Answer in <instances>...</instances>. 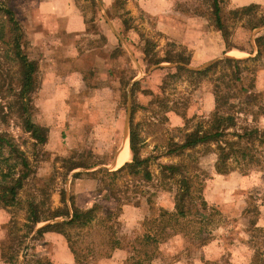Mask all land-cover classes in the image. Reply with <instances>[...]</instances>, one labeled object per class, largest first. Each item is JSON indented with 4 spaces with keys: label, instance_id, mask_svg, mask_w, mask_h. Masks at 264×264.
<instances>
[{
    "label": "rangeland",
    "instance_id": "rangeland-1",
    "mask_svg": "<svg viewBox=\"0 0 264 264\" xmlns=\"http://www.w3.org/2000/svg\"><path fill=\"white\" fill-rule=\"evenodd\" d=\"M27 1L10 0V4L18 19L21 18L20 15L25 14V11L29 9L26 5ZM35 1L32 0V2ZM180 1L178 2L180 8L200 11L208 18V24H212L209 13L211 8L205 9V1L197 0V4H194L193 0ZM218 1L222 19L226 24L227 41L234 45H242L245 48L254 50L256 48L254 37L256 34L264 33V26H258L249 31L246 27V19L249 16L253 18L263 15L264 7L252 9L250 10L251 14L243 15L240 20H237L228 14V11L234 8H228L225 0ZM72 3L75 9L82 14L86 24V32L89 35V38H85L87 40L82 39L78 42L79 49L84 50L89 47L99 46L103 42L99 30V21L101 22V18H103L100 14L101 6L99 0H94V2L91 0H72ZM134 4V2L129 3L128 0H116L112 3L113 6L109 15L112 16V19H117L118 21V16H121L127 27L134 33L135 38L140 36V38L150 41L152 44L151 51H153L154 56H178L181 59V62L178 63L192 70L199 69L213 61V59L202 60L196 64L187 62L184 48L172 42L163 41L161 35L153 27V18L146 15L139 7L135 8ZM213 28L223 43L220 31L215 27ZM121 31L123 30L121 29ZM23 38L25 40V52L30 57H34L32 59L36 61L35 58L39 59L42 52L39 51V48H35L34 43H29V38H27L25 31ZM119 44L110 53L115 62L112 67L113 73L115 76L117 75L120 82L117 106H119L123 116H125L127 138L129 130L133 129L137 135L135 146L138 156L147 158V167L153 177L152 179H154L158 174L159 163L176 162L179 159L173 154H167L166 151L175 147L182 139L183 133L189 131L196 121L204 120L211 112L213 104L209 93L211 92L214 74L210 71L204 78H199L182 71L176 78L168 76L145 77V80L137 82L138 84L131 93L129 79L133 72V65L129 57H127L123 45ZM8 47L7 44H0L1 50ZM232 55L235 56L230 57L234 58L246 56V54L238 53V51H233ZM169 64L173 65L175 63ZM261 64H264L262 59L256 62H246L242 65L250 68L253 65L259 66ZM68 66L71 65L68 64ZM153 66L147 67L145 71L148 68H151V71ZM261 69L260 67L257 68L256 75ZM259 77H264V75L261 76L259 74ZM83 78L87 85L93 79L92 75L86 76V73H84ZM163 78L164 83L162 86L159 82L155 84L157 83L155 82L156 79ZM250 78L252 77L245 74L242 77L245 82H248ZM40 81V77H37V87L32 93V104L34 107L32 113L35 121L38 120L39 114L42 115L45 107V103H42V101L45 102V99L41 101L36 95ZM255 81L256 88L260 84H264V79L259 81L256 79ZM159 85L161 91L158 88ZM141 92L146 94L144 99L141 97ZM155 97H158L160 101L157 98L155 99ZM148 101L149 105H147ZM81 102H83L81 98L68 96L64 102V112L61 114L63 122L61 128L53 127L49 131L48 141L34 148L31 146L26 134H20L18 126L9 119L6 127L7 131L13 137H20L17 138L18 142L21 141V137L26 139L21 149L24 150L28 157L33 172L23 179L22 186L17 191L15 202L12 205H0V246L1 242L5 241L4 243L9 244L12 242L10 248L15 253L11 259H5L0 252V264H35L34 258L36 256L50 259L51 244L48 241L52 242L53 238L48 236L50 239H43V235H36L34 230L45 222H51L53 219L59 220L64 218V216L59 215L40 220L35 223L32 231L23 235L26 230L23 225L24 216L29 201L37 206L40 214H47L49 210L62 205L61 190H63V202L69 211V199L71 197L74 198L76 205L79 204L77 205L79 207L89 206L96 202L101 206L117 210L118 205L115 201L110 197L105 198L107 192L101 188V184H103L99 180L101 175H103L102 182L109 183L113 190L120 188L119 196L122 195V188L130 187L127 189V194H129L127 199L122 200L118 206L116 219L119 220V223L115 222L112 226L122 246L114 247L106 258H98L95 262L90 260L82 263L109 264L106 260L112 256L111 263L117 261L119 264H127L126 258L131 254L129 245L133 243L134 236L141 230L140 221L143 216L149 215L150 212L144 196L132 191L131 181H129L132 176L129 173L121 171L113 177L96 173V170L99 169L114 170L108 168L111 166V162L108 159L111 157L113 148L108 150L105 142L109 140L113 133L112 128L118 126L119 144L124 117L121 120L119 119L115 123L116 125L108 117L104 120V123L108 125L106 129H96L94 121H92L93 114H88L85 117L84 108L80 106ZM171 105L173 108L183 112L184 116L179 119L180 121L174 120L172 111H165V106ZM53 110L55 109L48 108L49 115L52 117H54ZM239 117H242V115ZM247 118L249 119V116ZM260 124L264 126L263 119H261ZM201 149L202 147L199 146L194 149L197 151L194 153L197 156L198 165L205 173L202 185L203 196L207 202L211 203H215L211 201L214 196L219 198V203L215 204L221 215L220 220L217 219L218 221L209 225V238L199 247H191L192 245L187 247L188 239H183L181 234L171 235L160 244L161 254H158L159 256L153 259V263L157 264L162 260L159 264H264V226L253 225L259 215L256 199L259 196L261 198L264 197V185L259 183L260 179L262 181L264 179V160L259 166H245L238 169L235 167L237 165L234 162H230V165L234 167V171L245 174L243 180L249 187L248 189L232 187L234 190L233 195V193H229L230 189L224 187L221 179L217 178V176L220 178V175H217L212 170L215 158L214 153L198 154ZM261 156L264 159V153ZM130 158L131 154L129 153L126 161H130ZM91 171H94L95 178L86 174ZM255 171L261 172L262 177H249L248 174L255 173ZM75 173H78V176L72 177ZM256 180L258 181L256 182ZM258 184L263 185V187H258ZM144 187L148 191L153 189L149 186V182H146ZM172 193L173 189L160 188L154 190L152 199L155 208L161 205L170 208L173 200ZM133 200H137L138 203L135 205ZM224 202L226 203L223 204ZM228 203H232V205ZM228 206L229 208L232 206L235 208V210H233V207L230 208L233 214L225 212L224 209ZM215 218H217V215ZM106 222L92 221L88 226L70 228L68 232L71 235V239L76 241V244L79 241L81 245L90 241V243L94 244L104 234L105 230L102 225L108 224L109 220ZM186 238L190 237L187 235ZM10 240L12 241L10 242ZM208 243L209 246L206 245Z\"/></svg>",
    "mask_w": 264,
    "mask_h": 264
},
{
    "label": "trees",
    "instance_id": "trees-1",
    "mask_svg": "<svg viewBox=\"0 0 264 264\" xmlns=\"http://www.w3.org/2000/svg\"><path fill=\"white\" fill-rule=\"evenodd\" d=\"M91 1L94 2V0ZM114 1L116 0H112V3ZM257 7L259 6L250 4L234 8L228 11V14L240 20L243 15L251 14L250 10ZM209 13L213 27L221 33L223 53L230 49L251 53V49L227 41L226 24L222 19L218 0H212ZM118 19L123 30L127 31L129 28L125 24L126 22L121 16H118ZM246 21V27L249 31L258 26H264V14L253 18L249 16ZM24 42L23 28L15 15L10 0H0V44L9 46L2 50L0 48L1 206L12 205L15 202L17 191L22 186L23 179L33 172L28 157L21 149L26 139L21 137V141L18 142L17 138L20 137H13L7 131L9 119L18 126L20 134H26L33 148L44 144L47 137V128L36 123L32 113L34 108L32 93L37 87V65L35 60L25 52ZM131 43L140 50L144 69L159 62L175 63L172 67L155 68L163 70L161 77L176 78L182 71L199 78H204L210 71L214 74L211 87L213 103L211 112L204 120L196 121L189 131L183 133L180 142L166 151L167 154L179 157L176 162L159 163L158 174L152 179L153 177L147 167V158H140L136 151L137 135L133 129H130L128 134L130 161L124 162L112 171L96 170V173L111 177L121 171H126L132 176L129 180L132 191L144 196L150 213L143 216L140 221L141 230L134 236L133 243L129 245L131 254L126 258V263L155 264L153 259L161 254L160 244L171 235L181 234L183 239H188L187 247L191 245V247H199L209 238V225L218 221L217 219L220 220L221 215L216 204L204 199L202 185L205 173L198 165L197 156L194 153L197 151L194 149L201 146L202 149L198 154L214 153L212 170L217 173L233 170L234 167L230 165V162H234L238 169L245 166H259L264 160L261 156L264 153V126L260 124L261 119L264 120V88H256L255 86L256 70L258 67L264 70V64L253 65L250 68L242 65L246 62H256L259 59L264 60V33L256 34L254 37L256 50L253 56L234 58L224 55L214 59L206 66L193 70L179 64L181 59L178 56H154L153 51H151L152 44L147 39L139 36ZM216 68L219 69L216 70ZM244 74L252 78L245 82L242 79ZM137 82L140 81L132 83L131 93L138 84ZM163 83L164 78L159 80L161 86ZM160 85L158 88L161 91ZM143 92L141 94L144 97L146 94ZM156 98L160 101L158 97ZM147 105H149V101ZM165 108V111H172L180 117L184 116L183 112L173 108L172 105L165 106ZM241 115L242 117H239ZM93 172L86 174L94 177ZM75 176H78V173L72 175V177ZM102 177L103 175L99 180L103 183L101 188L107 192L105 198L110 197L119 206L122 200L127 199L129 195L127 189L130 187L122 188V195L119 196L120 188L113 190L109 183L102 182ZM137 181H142V183ZM146 182H149L152 190L145 189ZM160 188L173 189V200L170 208L163 205L155 208L153 205L154 190ZM261 199L264 202V197ZM69 200L70 211L63 202V190H61L62 205L49 210L47 214H40L37 206L29 201L24 216L23 225L26 230L23 235L32 231L35 223L40 220L59 215L64 216L59 220L53 219L51 222H45L34 230L36 235H40L44 231H53L64 238L65 244L73 255V261L64 264H83L82 262L90 260L95 262L98 258L108 257L114 247L122 246L112 227L113 223H119V220L116 219L118 206L117 210H113L94 202L89 206L79 207L74 203L73 197ZM133 203L136 205L138 202L133 200ZM216 215L217 218H215ZM108 220L109 223L106 224ZM92 221L106 222L102 225L105 230L104 234L94 244L90 243L91 241L84 245H81L80 241L76 244V241L71 239L68 229L82 228L88 226ZM187 235L190 238H186ZM4 242H1L0 246L1 255L5 259H11L15 254L10 248L12 242L10 244ZM34 262L35 264H55L48 257L36 256Z\"/></svg>",
    "mask_w": 264,
    "mask_h": 264
},
{
    "label": "crops",
    "instance_id": "crops-1",
    "mask_svg": "<svg viewBox=\"0 0 264 264\" xmlns=\"http://www.w3.org/2000/svg\"><path fill=\"white\" fill-rule=\"evenodd\" d=\"M128 1L129 3L134 2L135 8L139 7L146 15L153 18V27L161 35L163 41L172 42L184 48L187 62L190 64H196L202 60H214L224 55L235 56L232 55L233 51L244 53L246 54L245 57L255 54L256 48L251 50V53L235 49H230L223 53V43L219 39L213 25L208 24V18L200 11L180 8L178 4V2H181L180 0ZM201 1L206 2L205 9L212 7V0ZM99 2L101 6L100 14L103 17L101 22L99 21V30L103 42L99 46L89 47L84 50L79 49L78 42L82 39L87 40L85 38H89V35L86 32L84 18L75 9L72 0H36L35 2L28 0L26 5L29 9L25 11V14L20 15L21 18L19 20L23 33L25 31L27 38H29V43H34L35 48H39V51L42 52L39 59L35 58L37 72L40 74L38 76L37 73V77H40L41 80L36 95L41 101L45 99V102L42 101V103H45V107L42 115L39 114L38 120L35 122L47 128L46 142L48 141L49 131L53 127L60 129L62 126L61 114L64 112L65 99L68 96L81 98L83 102L80 103V106L84 108V115L86 117L88 114H93L92 121H94L96 129H106L108 125L104 123V120L108 117L111 118V122L114 125L119 119L121 120L124 117L119 144L118 126L116 128L111 127L113 133L109 140L105 142L108 150L113 148L111 157L108 159L111 162L110 168L116 169L120 166H115L117 153L123 147L124 142H126L128 147V138L126 136L125 116H123L122 110L117 106L120 82L117 75L115 76L113 73L112 67L115 62L110 55L111 51L120 45L119 43L126 50V55L133 65L129 85L143 80L145 77H161L163 70L155 68L172 67L174 64L159 62L153 66L151 71V68L145 71L141 61V52L131 43V41L136 39L134 33L130 29L127 31L123 30L122 24L117 19H112V16L109 15L113 6L112 0H99ZM193 3L197 4V0H193ZM225 3L228 8H238L250 4L264 7V0H225ZM28 56L30 57V55ZM68 64L71 66H68ZM84 73H86V76L92 75L93 77L89 85L83 78ZM259 74L261 76L264 75V70H259L258 76L256 75L258 81L263 80L264 77H259ZM159 80L156 79L155 82L157 83L155 84H158ZM263 86L264 84L259 85L261 88H264ZM209 95L212 100L211 92ZM141 97H143L142 94ZM49 107L55 109L53 110L54 117L49 115ZM173 116L175 121H180L181 117L179 115L173 113ZM216 174L220 175V178L218 176L217 178L221 179L224 187L230 189L229 193H233V195L234 190L232 187H236V189L249 188L245 184V180H243L245 174H240L234 170L225 173L216 172ZM248 175L249 177H262L259 171ZM259 183L264 185V179L263 181L260 179ZM263 185L258 184L257 186L262 188ZM211 201L219 203V198L214 196ZM256 202L259 215L253 225L264 226V202L260 196L256 199ZM228 204L232 205V203ZM230 208L229 206L225 207V212L231 214ZM237 209L239 210L238 207ZM233 210H235L234 207ZM42 235L43 239L53 238L52 242L48 241L51 244L50 259L53 263L63 264L73 261V256L63 237L61 238L59 234L53 231H44ZM206 245L209 246V243ZM112 258L111 256L106 261L109 264L114 262V264H119L117 261L111 263Z\"/></svg>",
    "mask_w": 264,
    "mask_h": 264
},
{
    "label": "bare ground",
    "instance_id": "bare-ground-1",
    "mask_svg": "<svg viewBox=\"0 0 264 264\" xmlns=\"http://www.w3.org/2000/svg\"><path fill=\"white\" fill-rule=\"evenodd\" d=\"M128 157V147L126 142L123 143V147L118 151L116 160H115V166L118 167L121 165Z\"/></svg>",
    "mask_w": 264,
    "mask_h": 264
},
{
    "label": "water",
    "instance_id": "water-1",
    "mask_svg": "<svg viewBox=\"0 0 264 264\" xmlns=\"http://www.w3.org/2000/svg\"><path fill=\"white\" fill-rule=\"evenodd\" d=\"M126 132H127V129H126ZM108 168H110V166Z\"/></svg>",
    "mask_w": 264,
    "mask_h": 264
}]
</instances>
